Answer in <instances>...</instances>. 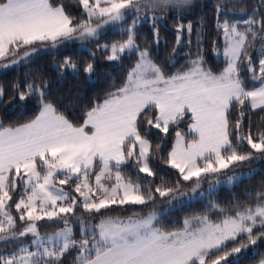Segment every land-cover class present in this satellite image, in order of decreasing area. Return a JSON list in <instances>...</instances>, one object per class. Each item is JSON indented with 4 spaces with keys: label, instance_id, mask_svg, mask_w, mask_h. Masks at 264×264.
<instances>
[{
    "label": "snow or ice",
    "instance_id": "snow-or-ice-1",
    "mask_svg": "<svg viewBox=\"0 0 264 264\" xmlns=\"http://www.w3.org/2000/svg\"><path fill=\"white\" fill-rule=\"evenodd\" d=\"M76 3L82 6L86 18L74 22L76 18L64 5L53 4L52 0H0V68L27 62L38 45L96 41L105 25L125 22L128 17L131 23L126 27V38L98 46L108 61L120 62L128 55L135 56L136 62L123 86L87 110L80 124L48 101L46 80L30 76L23 85H12L10 99H34L39 112L18 126L0 122V243L4 249L16 245L10 252L0 249V264H62L72 250L74 264H222L228 256L256 245L264 238V188L246 194L244 200L233 201L234 211L224 214L218 223L197 216L186 219L183 228L176 231L157 227L154 211L127 219L106 216L97 224L91 219L113 205H147L156 200V193L177 198L179 181L167 187L161 177V185L153 187L147 179L157 176L150 166L160 149L158 142L149 139L153 129L164 137L170 129L174 131L175 143L165 163L178 170L183 181L193 182L192 192L202 181L214 188L221 182L219 175H227V170L242 167L257 154L264 157V130L254 137L250 118L245 123L246 112H264V0H255L251 13L243 19H231L228 13H244L249 6L246 0H217L216 29L222 52L213 41V53L222 55L226 66L219 74L206 66L203 35L197 32L196 59L189 61L186 70L170 76L152 59L148 48L141 49L137 43V26L150 22L158 45L157 24L163 20L162 14L186 12L193 0ZM175 18L179 21L180 16ZM185 32L191 44V22H178L177 46ZM254 48L255 60L250 54ZM57 67L74 74L82 70L89 77L95 71L93 63L81 69L68 57ZM4 98L5 89L0 86V102H7ZM233 111L234 120L230 119ZM186 117L190 139L178 130ZM245 144L249 151H243ZM127 166L145 174L143 183L139 176L133 179L125 175ZM235 179L227 175V183ZM69 182L78 196L57 186ZM18 188L14 201L12 193ZM252 197L255 199L250 203ZM78 205L89 214V220L76 216ZM212 207L225 212L219 205ZM13 208L22 227H17ZM70 216L80 227L79 239L73 233ZM42 220L64 227L42 235L38 226ZM254 229H258L255 234ZM242 235L247 243L227 250L228 242ZM29 236L30 242L25 243L22 238Z\"/></svg>",
    "mask_w": 264,
    "mask_h": 264
},
{
    "label": "trees",
    "instance_id": "trees-1",
    "mask_svg": "<svg viewBox=\"0 0 264 264\" xmlns=\"http://www.w3.org/2000/svg\"><path fill=\"white\" fill-rule=\"evenodd\" d=\"M217 0H193V5L190 10L177 14L169 11L163 15V20L157 24L159 28L160 43L157 45L154 42L153 29L150 22H141L137 26L136 41L141 49L147 47L152 55V59L159 64L166 76L174 75L178 71L186 70L189 61L196 59V33L201 32L203 35L202 50L206 66L211 68L216 74L226 66L223 56L217 57L213 53V41H216L217 48L222 52L221 37L217 35L216 20L217 13L214 8ZM255 0H246L249 5L244 13L238 10H231L228 15L231 19L246 18L248 13H251V5ZM53 4H63L66 12L75 17V21L85 19L83 8L76 0H52ZM149 15H151L149 13ZM180 16L179 21L175 18ZM96 21H93L95 23ZM187 24L191 22L193 26L192 43L189 44L187 40V32L184 33V38L179 46L176 45V25L177 23ZM131 17H128L125 22L119 23L117 26H112L108 30L101 33L98 40H88L90 51L84 50L78 43L66 45L59 50H41L38 45V51L34 58L27 62L9 69L0 71V86L5 89V101L0 102V122L5 126H18L34 119L39 112V106L34 99H28L21 102L17 99H10L13 95L12 85L20 83L23 85L27 82L28 77H36L38 80L43 79L47 81V88L50 93L48 101L53 103L59 111L63 112L76 124L82 123L84 113L89 110L95 103L102 102L104 98L116 88L123 86L126 81L128 72L136 62V57L125 55L120 62L108 61L105 59L102 48L98 45L111 44L126 38V27L130 25ZM259 42L257 41V47ZM175 49V52H174ZM94 54V55H93ZM250 54L257 58L256 49L250 50ZM68 57L77 64L78 68L83 67L86 63H93L95 71L89 77L82 70L78 73H73L69 69L63 71L58 70V65L62 64L64 59ZM246 77L250 74L242 73ZM245 83L249 80L246 78ZM150 115H154L150 114ZM236 113L233 111L230 119H235ZM253 136L257 132L264 130V112L258 110H251L246 112L245 123H249ZM188 118L182 121L178 130L186 136L191 138L188 133ZM143 132V125L141 126ZM153 143H159L160 149L156 154L157 158L150 160V166L153 171L157 173L156 178H147L151 181L152 186L161 185V177H163L166 184L164 186L173 187L176 182H180V192L175 193L176 199L169 197H160L156 193V200L147 205H113L108 210H102V214H94L95 218L91 219L92 224L99 223L100 219L110 216L113 218L119 217L127 219L134 214L136 216H145L149 212H156L159 214L156 226L166 231L181 230L186 219H192L197 216H207L213 222H220L224 218V214H231L234 209L232 207L233 201L244 200L246 194L264 188V157L258 154L253 157L251 161L244 162L242 168L254 169V173L240 180L233 187H222L218 192L208 195L203 200L190 201L188 203H181V197L185 196L186 192L191 190L192 181H183L178 174V170L171 168L165 163L168 152L171 151L175 143L174 131L170 129L166 137L160 134L158 130L153 129L152 135L149 137ZM235 142V141H234ZM250 148L245 144L243 151H249ZM162 156L163 159L159 157ZM126 176L136 179L141 177V183L145 174L138 173L132 167L127 166L123 169ZM71 193L76 195L72 190L73 185L69 184ZM20 190L13 193V198H18ZM183 193V194H181ZM254 197L249 201L254 202ZM155 203V207H153ZM212 205H219L225 212L222 214L217 208ZM15 213V212H14ZM18 218V213H15ZM76 216L85 220H89V214L84 212L79 205L76 209ZM69 220L73 228V233L77 239L80 238V227L70 216ZM22 223L17 219V227H22ZM41 234L53 233L64 227L62 223L47 221L38 223ZM254 234L258 229L254 230ZM31 237H24L22 240L26 243ZM240 242L247 243L246 239L241 236L235 242H230L227 245V250L232 247L239 246ZM16 247L15 244H10L4 249V245L0 243V249L12 251ZM258 253V254H257ZM264 260V238L257 241L256 245H250L247 249H242L239 254L230 255L222 264H260ZM75 250L67 253L62 261V264H74Z\"/></svg>",
    "mask_w": 264,
    "mask_h": 264
},
{
    "label": "rangeland",
    "instance_id": "rangeland-1",
    "mask_svg": "<svg viewBox=\"0 0 264 264\" xmlns=\"http://www.w3.org/2000/svg\"><path fill=\"white\" fill-rule=\"evenodd\" d=\"M117 25H119V24L113 23V24L105 25L100 31L102 33L104 31L108 30L110 27L117 26ZM76 43H78L82 49L90 51V46L87 44L88 40H86V41H80V40L65 41V42H63V44H61V45L59 44L60 46L58 45L56 49L59 50V49H62L63 47H65L66 45H72V44H76ZM36 55H38V54L34 53L28 60L34 58ZM23 63H25V61H21L20 64L13 65V66H11L10 68H7V69L0 68V71L9 70V69L15 68V67H17V66H19V65H21ZM256 110H258V109H256ZM253 173H254V169L252 170V169H246V168H242V167L235 168L234 170L233 169H229V170H227V175H233V176L237 177V179H235L231 184L227 183V175H224V174L219 175V179H220L221 182L219 184H216L214 188H210L209 183L207 181H202L200 187L198 189H196L195 192H192L191 190H189V191L186 192L185 196L181 197L182 198L181 199V203H188L190 201L203 200L208 195L218 192L222 187H229V188L233 187L240 180L251 176ZM57 186L58 187H63L65 191L71 192L69 190V188H71V187L68 184L67 185H63V186H60V185H57ZM192 187H193V184H192ZM19 190L20 189L18 188L15 191V193H17ZM13 193H12V196H14ZM76 195L78 196V194H76ZM17 199L18 198H15V197L13 198L14 201L17 200ZM12 212H13V215L16 216L15 215L16 211H15L14 208L12 209ZM157 215L159 216V214H157ZM40 222H47V220H42V221H39L38 223H40ZM254 230H256V229H254ZM30 240H31V238L26 243L30 242ZM230 242H232V241H230ZM230 242H228V243H230Z\"/></svg>",
    "mask_w": 264,
    "mask_h": 264
},
{
    "label": "crops",
    "instance_id": "crops-1",
    "mask_svg": "<svg viewBox=\"0 0 264 264\" xmlns=\"http://www.w3.org/2000/svg\"><path fill=\"white\" fill-rule=\"evenodd\" d=\"M61 44H63V43H60V45H61ZM58 45H59V44H58ZM58 45H57V46H58ZM60 45H59V46H60ZM57 46H56V47H51V46L45 45V46H40V47H41V50H48V49H49V50H53V49L57 50V49H56ZM35 53H36V52H35Z\"/></svg>",
    "mask_w": 264,
    "mask_h": 264
},
{
    "label": "water",
    "instance_id": "water-1",
    "mask_svg": "<svg viewBox=\"0 0 264 264\" xmlns=\"http://www.w3.org/2000/svg\"><path fill=\"white\" fill-rule=\"evenodd\" d=\"M120 22H117V23H115V24H119Z\"/></svg>",
    "mask_w": 264,
    "mask_h": 264
}]
</instances>
